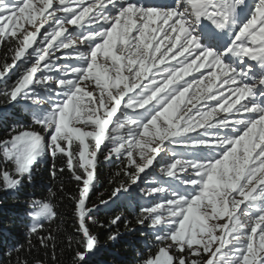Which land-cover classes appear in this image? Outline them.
I'll return each mask as SVG.
<instances>
[{"label":"snow or ice","instance_id":"snow-or-ice-1","mask_svg":"<svg viewBox=\"0 0 264 264\" xmlns=\"http://www.w3.org/2000/svg\"><path fill=\"white\" fill-rule=\"evenodd\" d=\"M0 46V103L31 117L0 139V191L49 159L69 175L71 264L99 251L101 157L126 177L112 202L132 197L152 230L139 264H264V0H0ZM48 192L28 232L56 261Z\"/></svg>","mask_w":264,"mask_h":264},{"label":"trees","instance_id":"trees-1","mask_svg":"<svg viewBox=\"0 0 264 264\" xmlns=\"http://www.w3.org/2000/svg\"><path fill=\"white\" fill-rule=\"evenodd\" d=\"M4 50L5 48L0 46V60ZM0 100L3 98L0 97ZM0 113L3 114L0 119V139L5 138L8 129L17 120L31 119L30 114L24 111L23 103L15 107L0 103ZM100 159L101 163L97 169L98 182L90 196L91 203L97 206L101 205L100 199L110 200L112 188L126 180L123 175H115L118 170L122 171L118 161L107 164L103 162L102 157ZM50 168L49 159L45 164L38 166L32 184L26 183L16 192L0 191V264H37V261L40 264H71L72 253L67 250L66 240L67 236L74 232L70 197L77 194V185L67 173L54 180L50 175ZM145 187L147 185L144 184L135 187L132 196L140 197L143 194L141 190ZM49 188L56 193L51 197V202L55 205L58 216L54 222L45 223L41 235L50 232L56 237V261L51 260V247L45 249L39 244L37 237L30 236L28 232L31 222L28 215L30 203L32 200L48 198ZM136 203V200L126 194L115 202L98 208L95 215L99 224L90 227L93 234L99 237V251L92 258L91 264H139V261L146 257L148 249L152 246V230L147 221L144 225L136 222V213L139 211ZM116 215H120L121 220L112 226L109 221ZM110 232L118 234L115 241L108 239Z\"/></svg>","mask_w":264,"mask_h":264},{"label":"rangeland","instance_id":"rangeland-1","mask_svg":"<svg viewBox=\"0 0 264 264\" xmlns=\"http://www.w3.org/2000/svg\"><path fill=\"white\" fill-rule=\"evenodd\" d=\"M43 31V30H42ZM192 75H198L197 73L193 72ZM191 77H186V79H190ZM178 156L181 155V154H177ZM191 155H196L195 152H192ZM31 211V209H30Z\"/></svg>","mask_w":264,"mask_h":264}]
</instances>
